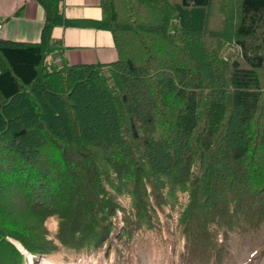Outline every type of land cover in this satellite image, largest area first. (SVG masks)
Here are the masks:
<instances>
[{
    "label": "trees",
    "instance_id": "obj_1",
    "mask_svg": "<svg viewBox=\"0 0 264 264\" xmlns=\"http://www.w3.org/2000/svg\"><path fill=\"white\" fill-rule=\"evenodd\" d=\"M37 1L40 40L0 38V264L129 240L165 205L181 264L264 232V0H100L117 58L75 64L64 0Z\"/></svg>",
    "mask_w": 264,
    "mask_h": 264
},
{
    "label": "rangeland",
    "instance_id": "obj_2",
    "mask_svg": "<svg viewBox=\"0 0 264 264\" xmlns=\"http://www.w3.org/2000/svg\"><path fill=\"white\" fill-rule=\"evenodd\" d=\"M235 8V7H234ZM233 46L224 52L232 51ZM183 198V196H180ZM185 198V197H184ZM118 200L128 210V201L119 197ZM179 202L177 206H179ZM170 211L168 205L164 210H159L152 221L140 222L134 229L132 237L118 239L113 236L112 241L104 243L100 248L93 250L75 251L72 249H60L54 254L40 255L36 260H30L29 264H181L179 263V252L183 246L184 239L179 228L176 226L175 218L166 215ZM123 211L118 210L119 230L123 228ZM50 228H56V222L47 221ZM138 221L134 222L136 226ZM14 243L24 253L23 247L16 241ZM230 251L223 264H264V232L256 235L232 234L228 240Z\"/></svg>",
    "mask_w": 264,
    "mask_h": 264
},
{
    "label": "crops",
    "instance_id": "obj_3",
    "mask_svg": "<svg viewBox=\"0 0 264 264\" xmlns=\"http://www.w3.org/2000/svg\"><path fill=\"white\" fill-rule=\"evenodd\" d=\"M65 22L52 29L61 62L108 63L117 58L110 30L97 27L102 16L100 0H64ZM44 8L37 0H0V38L26 42L40 40Z\"/></svg>",
    "mask_w": 264,
    "mask_h": 264
}]
</instances>
